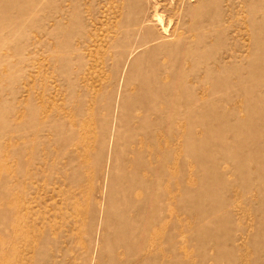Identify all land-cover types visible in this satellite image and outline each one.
I'll return each instance as SVG.
<instances>
[{"label": "rangeland", "instance_id": "obj_1", "mask_svg": "<svg viewBox=\"0 0 264 264\" xmlns=\"http://www.w3.org/2000/svg\"><path fill=\"white\" fill-rule=\"evenodd\" d=\"M163 74L141 129L186 135L191 197L138 174L148 210L133 93ZM258 102L264 0H0V264H264Z\"/></svg>", "mask_w": 264, "mask_h": 264}, {"label": "bare ground", "instance_id": "obj_2", "mask_svg": "<svg viewBox=\"0 0 264 264\" xmlns=\"http://www.w3.org/2000/svg\"><path fill=\"white\" fill-rule=\"evenodd\" d=\"M159 22H162L160 19ZM169 59V55L166 56ZM169 79V75H162L159 82L167 81ZM162 85L159 87L155 86H141L138 85L137 88L134 89L133 95L136 97L145 94L147 98H155V103L148 105L146 103H137L135 109L139 110L137 119L138 126L140 127L139 131L143 133L136 138L135 149L132 151V157L127 159L130 175L129 181L136 188H138V194H140L139 201H145L148 204V210H150V202L151 197L149 195L150 189L147 185L148 183H143V180L154 181L162 184L164 183L166 187L169 189L168 197H171L176 204L182 202H188V198L191 196L190 188L179 189L178 183L175 182L176 175H179L178 159L181 151H188L190 147V141L185 139L186 135L183 138V149L179 150V146L177 147L175 134L170 129H173L169 126L167 130L162 129L161 122L156 126L157 131L152 135V133H148L145 130H142L141 127L143 125L148 124L149 115L158 113V110L161 109H169L170 102H166L165 104H157V99L159 96H163V93L166 94L168 92V88L161 83ZM141 93V94H140ZM264 102H258L259 106L262 107ZM172 104V103H171ZM167 113V112H166ZM137 116V115H136ZM173 123V121H172ZM151 125V124H150ZM173 125V124H171ZM150 127V126H149ZM174 130V129H173ZM145 131V132H144ZM142 151L148 152L150 155V159L146 161V159L141 155ZM157 161H159L157 163ZM141 176L142 179L139 178ZM163 178V181H162ZM163 182V183H162ZM180 190V191H179ZM162 225V224H161ZM160 225V226H161ZM162 229V226H161Z\"/></svg>", "mask_w": 264, "mask_h": 264}]
</instances>
